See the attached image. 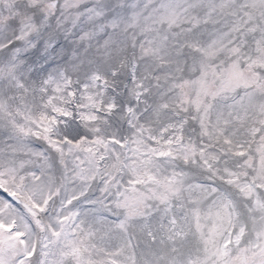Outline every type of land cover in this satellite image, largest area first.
Segmentation results:
<instances>
[{"label": "snow or ice", "instance_id": "snow-or-ice-1", "mask_svg": "<svg viewBox=\"0 0 264 264\" xmlns=\"http://www.w3.org/2000/svg\"><path fill=\"white\" fill-rule=\"evenodd\" d=\"M0 264H264V0H0Z\"/></svg>", "mask_w": 264, "mask_h": 264}]
</instances>
